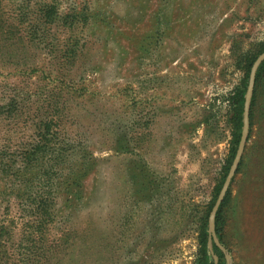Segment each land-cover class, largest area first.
<instances>
[{"label": "rangeland", "instance_id": "rangeland-1", "mask_svg": "<svg viewBox=\"0 0 264 264\" xmlns=\"http://www.w3.org/2000/svg\"><path fill=\"white\" fill-rule=\"evenodd\" d=\"M48 5L54 19L30 50L37 71L15 77L0 55V143L38 142L46 117L52 144L78 150L63 155L49 207L55 264H203L232 97L264 51V0H0V18L26 17V36ZM248 133L221 214L226 264H264V72ZM5 181L0 221L14 219L15 242L40 216Z\"/></svg>", "mask_w": 264, "mask_h": 264}, {"label": "trees", "instance_id": "trees-1", "mask_svg": "<svg viewBox=\"0 0 264 264\" xmlns=\"http://www.w3.org/2000/svg\"><path fill=\"white\" fill-rule=\"evenodd\" d=\"M54 12L52 7L48 5L44 10L43 16H39V24H28L30 28L26 33V36L21 35L20 24L25 22L26 17L19 14L15 18V22H11L9 19L0 18V55L4 58L6 63L14 66L13 71L9 72L15 77L22 75L31 76L37 71L35 62L32 58L30 50L37 41L36 33L40 25H46L47 22H51L54 19ZM30 20H28L29 22ZM264 50V47L262 48ZM261 50V51H262ZM256 58L254 56L247 63V70L244 81L236 88L233 95V101L235 105L234 113V132L231 141V148L229 150V156L227 158L223 175L216 188V192L212 203L209 205L208 210L203 218L202 225L200 227V243L201 252L203 257V264H215L212 257L214 252L218 257L216 264H226L222 251L216 246L214 242H211V250L207 248V226H208V212L214 204V200L220 191V188L224 182L226 174L232 163L235 155L237 145L240 139L242 128V112L244 95L246 91L249 69L252 61ZM264 72V60L260 63L255 74L254 89L251 96L250 108H249V131L251 125L252 107L255 103V94L257 89V83ZM17 102L13 99L7 106L15 107ZM0 108H4V104L0 105ZM50 119H44V123L40 128V139L38 142H30L23 146L17 147L13 150L7 142L0 143V176L4 177L6 181L5 186L11 189V192L22 190L26 195L25 201L28 204H37L35 207L31 206V210L36 215L40 216L37 221L25 222L21 227V234L14 242V219L5 222L0 221V264H55L57 254L60 250L61 240L51 241L46 237V225L53 219L52 214L50 217L49 207L55 204L56 199V179L61 171L59 165L66 154V151L73 152L78 151L75 146H70L68 150H64L52 144L53 135L50 132ZM249 138V133H248ZM11 151V152H10ZM70 152V153H71ZM81 162L77 164L76 169L79 173L76 178H82L87 168L86 164L90 160V153H81ZM241 161V160H240ZM240 164V162H239ZM84 173H82V171ZM70 173V172H69ZM61 174V173H60ZM72 178L75 175L70 173ZM21 179V180H20ZM21 181V182H20ZM35 184V186H34ZM76 181H71L67 188L76 186ZM20 193V192H18ZM228 190L224 196L222 203L220 204L216 216H215V232L218 240L223 244V237L221 233V219L222 209L225 206L227 200ZM17 198L19 196L15 195ZM30 212V210H28Z\"/></svg>", "mask_w": 264, "mask_h": 264}, {"label": "water", "instance_id": "water-1", "mask_svg": "<svg viewBox=\"0 0 264 264\" xmlns=\"http://www.w3.org/2000/svg\"><path fill=\"white\" fill-rule=\"evenodd\" d=\"M264 60V51H262L253 61L252 66L250 68L249 77H248V83L244 95V103H243V112H242V128H241V134L240 139L237 145V149L235 152V155L233 157L232 163L229 167V170L226 174V177L224 179V182L220 188V191L216 197V200L210 210L209 217H208V234L210 239L216 244L218 248L222 252H225L224 247L220 244L216 232H215V216L216 212L222 203L224 196L226 194V191L228 190V187L230 185V182L234 176V173L236 171V168L239 164L240 158L242 156L244 146L247 140L248 132H249V108H250V101L251 96L254 89V83H255V74L257 71L258 66L260 63ZM229 264V263H228Z\"/></svg>", "mask_w": 264, "mask_h": 264}]
</instances>
